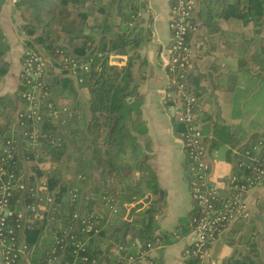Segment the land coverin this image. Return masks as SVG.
Listing matches in <instances>:
<instances>
[{"label": "trees", "instance_id": "obj_1", "mask_svg": "<svg viewBox=\"0 0 264 264\" xmlns=\"http://www.w3.org/2000/svg\"><path fill=\"white\" fill-rule=\"evenodd\" d=\"M3 1L0 0V6ZM143 4L144 2L137 0L16 2L23 19L21 32L28 37L25 39L27 49L33 48L38 52L35 43L42 45L50 57L52 67L63 66L62 51L74 53L90 63L89 70L82 75L84 80L81 83H76L68 76L50 77L47 71L45 86L48 103L64 106L72 104L75 98L70 100L64 94L67 90L73 95L79 93L80 96L78 95L77 101L69 108V113L63 115L60 123H57L49 111H45L37 123L34 118L23 121L25 130L21 143L18 137L6 133L8 119L5 118V113L14 106V102L7 100L4 103L5 98L0 97V107H4L0 111V163L5 155L7 142L11 140L16 153L12 159L6 161L5 167L23 175L27 185L24 190L14 191L10 198L11 207L23 211L25 215L23 229L17 227V216L10 217L7 224L9 228L15 229L17 241H24L27 250L32 252L38 245L39 251L32 252L30 264H47L54 252L57 255L64 254L63 261L73 259V251L76 249L74 243L77 240L87 241V234L82 229L85 224L82 219H77L76 214L91 219L94 226L100 229L88 240L85 250H80L82 255L89 256V263L99 259V241L104 240L106 231L103 229L105 219L97 209L103 208L100 204L103 197L110 196L116 200L113 194L120 166L115 160V154L123 149L122 141L129 135L130 127H135L137 117L138 120L141 119V98L137 97L131 102L128 98L145 78L146 62L141 60L137 51L141 37L133 27L140 19L139 11ZM229 9L235 11L239 17L251 16L254 22L264 25V0H239L229 6ZM9 49L7 37L0 29V81L9 69V62L4 60ZM108 54L127 55V63L123 66L106 63L105 70L101 73L98 67ZM191 69L192 67L188 71L187 80L191 85L190 91L198 98V112L200 95L194 86L195 75ZM63 72L66 70L63 69ZM55 86L59 88L57 93ZM171 88L175 90V85ZM26 89V79L22 74L18 89L22 100L21 93ZM115 114L119 118L112 129ZM201 128L204 133L203 141L208 149L222 145H229L232 149L230 159L234 162L233 173L236 180L228 191L219 188L217 206L231 194L241 193L246 196L241 187L246 185L250 188L254 171L246 165L241 166V162L251 163V157L264 156V134H254L243 145L238 134L226 125L215 123L209 134ZM176 130L183 132L185 127L182 124L176 125ZM261 143V151L257 153L255 147ZM20 149L30 172L28 177L22 171L24 167L19 157ZM91 176L95 181L100 179L101 185L106 189L101 193V198L92 196L98 193L97 186L88 195L79 185L80 182L87 183V178ZM147 183L151 184V180L148 179ZM152 187L156 188V185L153 184ZM74 192L76 197L73 196ZM129 192L131 196L135 193L144 194L142 191H126L124 194ZM132 199L133 197L129 201ZM262 213L264 215V207ZM198 216L200 210L195 204L190 216V230L191 223ZM136 223L141 225L143 249L146 250L148 243H155L157 237L150 233L149 225L141 221ZM130 256H134L135 262L137 261V255L127 254V251L122 250L120 259L114 264H133L128 261ZM259 258L260 251L253 240L250 242L249 253L232 257L226 264H260ZM24 263L19 256L11 264Z\"/></svg>", "mask_w": 264, "mask_h": 264}, {"label": "crops", "instance_id": "obj_2", "mask_svg": "<svg viewBox=\"0 0 264 264\" xmlns=\"http://www.w3.org/2000/svg\"><path fill=\"white\" fill-rule=\"evenodd\" d=\"M137 1L144 4L140 7V19L133 27L141 37L138 54L146 63L144 80L128 98L129 101L141 98L142 127H130L129 132L138 141L142 154H137L132 164L125 162L122 151L115 154L120 166L113 194L117 211H107L103 200L100 202L103 208L97 209L105 219L103 229L106 231V247H101V254L95 264H101L102 261L114 264L120 259L122 250L138 256L133 264H187L190 258L186 250L191 245L189 223L194 201L187 178V156L182 135L176 130L170 110L169 97L174 90L166 70L170 59L169 23L174 2ZM195 1L192 22L196 30L190 33L189 43L193 51V83L200 95L198 122L207 134L215 123L226 125L238 134L240 143L244 145L254 134H264V25L254 22L251 16L239 17L229 9L239 0ZM16 2L4 0L1 4L0 29L8 38L10 48L21 43L19 47L23 52L27 37L21 32L23 19ZM43 54L46 57L48 55ZM119 56L125 57V62L119 63V66L125 65L128 56ZM14 59L11 60L7 54L9 69L0 83V88L5 86L6 92L0 97L5 98L3 102H14V106L5 113L8 119L6 133L18 137L21 143L24 135L17 119L21 110L18 89L23 59L21 54ZM48 71L50 77L61 76L60 67H52L51 64L50 67L48 65ZM57 88L55 86L56 93ZM173 96L176 105L177 96ZM3 108L0 107V111ZM218 149H208L210 181L213 186L227 191L229 176L234 170V162L230 159L232 149L229 145L225 146L224 153ZM19 157L23 162L22 171L28 177L30 172L24 162L22 149ZM148 179L151 184L147 183ZM87 180V183H82L83 190L89 195L97 186L98 193L92 196L101 198V193L106 189L100 179L95 181L91 176ZM133 183H138L136 192L142 191L143 195L124 194L132 190L130 184ZM153 184L156 188L152 187ZM131 197L133 199L129 201ZM246 202L249 216L232 222L222 235L214 239L209 246L208 258L200 264H226L232 257L249 253L253 240L260 251V264H264V184L252 188L246 194ZM112 212H118L117 222L112 221ZM136 221L151 225L152 228L148 226L150 233L160 238L161 244L143 249L141 225Z\"/></svg>", "mask_w": 264, "mask_h": 264}, {"label": "built area", "instance_id": "obj_3", "mask_svg": "<svg viewBox=\"0 0 264 264\" xmlns=\"http://www.w3.org/2000/svg\"><path fill=\"white\" fill-rule=\"evenodd\" d=\"M145 1V0H140ZM173 14L169 23L171 29L170 42V59L167 63L166 70L171 79V86L175 85V93L180 100L178 107L173 109L177 113L178 121L184 125L185 131L182 132V140L186 156L190 160L187 166V174L193 173L195 178L188 180L190 192L194 201V206L199 208L200 216L195 217L191 230L190 248L186 250V255L190 258L187 264H200L209 256V246L211 242L218 238L236 219L248 217L245 199L246 196L238 193L228 196L225 201L218 207L216 200L219 197V188L213 187L208 182V175L211 173V166L207 159L208 147L204 143V133L201 124L197 120V96L190 91L191 85L187 80L188 71L192 67L193 51L190 46L188 36L196 30L192 22L193 12L195 9V0H173ZM63 66L60 69L66 70V75L72 78L76 83L84 80L82 76L90 68V63L77 56L74 53H61ZM50 59L43 53L34 50L26 51L24 55L23 75L26 79L27 89L22 92V98L26 101L27 107L21 109L18 113V125L23 128V121L34 118L36 123L41 120L43 113L49 111L55 120L60 123L63 115L69 113V109L64 105H54L47 101L42 102L41 97L47 96L45 78L48 71ZM46 92H45V91ZM46 103L47 109L42 106ZM50 104V105H49ZM36 134V132H34ZM262 143L255 147L257 153L261 151ZM15 146L12 141L7 142L5 155L0 163V249L2 253V264H11L14 258L19 256L23 260L26 258V264H30L31 251L27 250L24 241H17L15 229L9 228L7 222L12 216H17L19 224L17 227L23 229L25 215L23 211H17L10 205V198L14 191L24 190L27 185L23 175L15 171H9L5 167L8 159L15 155ZM251 163L241 162V166H248L254 171V179L251 181L250 188L258 187L264 184V156L258 158L251 157ZM257 161V163H254ZM250 165V166H249ZM236 176L232 173L229 176L227 191L230 190L235 182ZM238 188L237 186H235ZM242 191L248 193L250 188L242 186ZM77 193V192H76ZM76 197L77 194L73 193ZM105 205L112 211H117L114 200L110 196L103 197ZM77 219H82L85 226L83 232L87 234V241L77 240L74 257L72 260L63 261L62 255L49 258L47 264H95L96 261L89 263V256L82 255L81 251L85 250L88 240L95 236L100 229L94 226L91 219H86L78 214ZM8 229V233L6 230ZM161 239L156 238L155 243H148L147 247L152 248L161 244ZM81 250V251H80ZM145 252V251H143ZM142 252V253H143ZM129 263L135 261L134 256L129 257ZM194 261V262H193ZM198 262V263H196Z\"/></svg>", "mask_w": 264, "mask_h": 264}, {"label": "rangeland", "instance_id": "obj_4", "mask_svg": "<svg viewBox=\"0 0 264 264\" xmlns=\"http://www.w3.org/2000/svg\"><path fill=\"white\" fill-rule=\"evenodd\" d=\"M6 36V35H5ZM27 37V36H26ZM28 38V37H27ZM7 40H8V38H7ZM8 42H9V40H8ZM13 43V42H12ZM21 43H17L16 45H15V47L14 48H10L9 49V51L7 52V54H9V57H10V59L11 60H13L14 58V60H16V58L21 54L22 55V59H23V69H24V55H25V53H26V51H28V50H33V48H29V49H27L26 48V45H23L24 46V50H23V52H21V47H19V45H20ZM11 47V46H10ZM35 48L39 51V52H42V53H45L46 55L48 54L47 52H46V49L42 46V45H38V44H36L35 43ZM35 51V50H34ZM7 54L5 55V57H4V60H7ZM47 58H49L50 59V57L47 55ZM18 63V62H17ZM50 62H49V67H50ZM23 69H22V71H23ZM23 73V72H22ZM22 73H21V75H22ZM66 73L67 72H63V70L61 69V72L59 73V75H61V76H67L66 75ZM2 82V80L0 81V83ZM20 83H21V81H20ZM1 85V84H0ZM3 87V88H2ZM1 88H0V91H4V92H0V95H3V94H5V92H6V88H5V86H2ZM8 87V86H7ZM59 88H57L56 89V91L57 92H59V90H58ZM24 92V91H23ZM22 94V93H21ZM65 95H67V97L70 99H74V101H73V103H75V101H77V98H78V95H79V93L78 94H75V95H73L71 92H69L68 90L67 91H65V93H64ZM173 95H176V93H175V91H173ZM171 96V97H169V105H171V108L172 109H170L171 110V114H173V121L175 122V124L178 126V125H180V123H179V121H178V117H177V113H176V111L173 109L174 107H178V104H180V100L178 99V97H177V103H176V105H175V100H174V96ZM80 96V95H79ZM177 96V95H176ZM72 97H74V98H72ZM82 98L84 97L83 95L81 96ZM19 99H20V101H21V109H23L24 107H27V103H26V101L25 100H22L20 97H19ZM70 99V100H71ZM41 100H42V102H45L46 101V98L43 96V97H41ZM129 102H131V101H129ZM5 103V102H4ZM73 103L72 104H70L69 106H67L68 107V109L70 108L71 109V105H73ZM50 104H52V103H50ZM49 104V105H50ZM44 109H47V107H46V103H44V105L42 106ZM48 110V109H47ZM136 122V121H135ZM17 123H18V119H17ZM58 123V122H57ZM135 127H136V129L138 128V127H142V125H141V122H140V120H138V117H137V122H136V124H135ZM22 130H23V128H22ZM130 131V130H129ZM180 134H182V132H179ZM137 143H138V141L135 139V137H133L132 135H131V133L129 132V136L128 137H126V141H122V145L124 146V150H121V151H119V152H121V153H123V154H121V156H123L124 158H125V162L128 164H132V162H133V159L135 158V156L137 155V154H139V155H141L142 153V149H141V147H140V145H137ZM178 145H181L180 143L178 144ZM123 146H122V148H123ZM225 146H227V145H222V146H220V147H218L219 149V151L221 152V153H224V151H225ZM180 148V147H179ZM189 162H190V160H188L187 161V166L189 165ZM196 177V175H194L193 173H190V174H188L187 175V178H188V180H190V179H192V178H195ZM210 178H211V173L208 175V182H209V184L210 185H212L211 184V181H210ZM79 185L80 186H82L83 187V185L81 184V183H79ZM130 185H132V190L131 191H134V192H136L139 188L137 187V186H139L138 185V183L136 184V183H133V184H130ZM213 186V185H212ZM213 187H216V186H213ZM252 188H254V187H252ZM252 188H250L249 190H248V192L252 189ZM141 192V191H140ZM245 203H246V207H247V202H246V199H245ZM119 204V203H118ZM107 208V207H106ZM107 211H108V209H107ZM111 217H112V221H114V222H117L118 220H119V214H118V212L117 213H114V212H112L111 213ZM105 244H106V242L102 239V240H100L99 241V245L102 247V249H104L106 246H105ZM33 251H36V252H38L39 251V247H38V245L37 246H35L34 248H33V250H32V252ZM35 253V252H34ZM33 254V253H32ZM113 255V254H112ZM116 256V255H115ZM114 256H112V258H113ZM100 259H101V257H100ZM1 262H2V253H1ZM25 262V263H24ZM26 258L24 257L23 258V263L24 264H26ZM101 264H105V263H103V261H102V263Z\"/></svg>", "mask_w": 264, "mask_h": 264}, {"label": "water", "instance_id": "obj_5", "mask_svg": "<svg viewBox=\"0 0 264 264\" xmlns=\"http://www.w3.org/2000/svg\"><path fill=\"white\" fill-rule=\"evenodd\" d=\"M123 62H125V57H122V56H119V55H110V54H108L103 59V61L101 62V64L99 65L98 70H100V72L102 73L105 70V64L106 63H109L111 65H114V64H119V63H123ZM118 118H119V116L117 114H115V120H114V124H113L112 129L116 125ZM112 129H111V132H112Z\"/></svg>", "mask_w": 264, "mask_h": 264}]
</instances>
